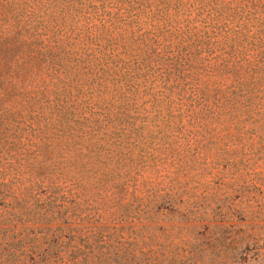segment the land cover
<instances>
[{"label": "trees", "instance_id": "16d2710c", "mask_svg": "<svg viewBox=\"0 0 264 264\" xmlns=\"http://www.w3.org/2000/svg\"><path fill=\"white\" fill-rule=\"evenodd\" d=\"M257 138L264 0H0V264H142L169 210L250 242L220 191Z\"/></svg>", "mask_w": 264, "mask_h": 264}, {"label": "rangeland", "instance_id": "374dc122", "mask_svg": "<svg viewBox=\"0 0 264 264\" xmlns=\"http://www.w3.org/2000/svg\"><path fill=\"white\" fill-rule=\"evenodd\" d=\"M141 133V146L144 148L149 144L155 147V128L146 126ZM243 145L245 151L239 150L234 159L238 165L235 169L231 168L228 174V177L233 176L230 183L234 184L228 191L226 187H222L220 191L223 194L222 200L226 199L225 194L233 198L237 196L239 209L247 206L248 199L254 194L257 202L264 203V140H247ZM216 173L209 174L208 178L212 179V175ZM230 201L232 202V198ZM246 210L247 223L253 226V231L250 242L246 240L242 245L230 235L216 238L212 242L198 235L185 236L182 227L186 225V217L170 210L160 214L151 223L152 238L143 242L140 260L142 264H264V207L262 211L252 206Z\"/></svg>", "mask_w": 264, "mask_h": 264}]
</instances>
